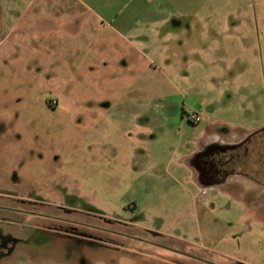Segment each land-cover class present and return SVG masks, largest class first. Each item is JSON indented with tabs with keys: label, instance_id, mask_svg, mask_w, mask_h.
Masks as SVG:
<instances>
[{
	"label": "rangeland",
	"instance_id": "374dc122",
	"mask_svg": "<svg viewBox=\"0 0 264 264\" xmlns=\"http://www.w3.org/2000/svg\"><path fill=\"white\" fill-rule=\"evenodd\" d=\"M262 128L264 0H0V264H264Z\"/></svg>",
	"mask_w": 264,
	"mask_h": 264
},
{
	"label": "trees",
	"instance_id": "16d2710c",
	"mask_svg": "<svg viewBox=\"0 0 264 264\" xmlns=\"http://www.w3.org/2000/svg\"><path fill=\"white\" fill-rule=\"evenodd\" d=\"M229 154L225 161L221 160L228 176L240 175L264 185V128L254 131Z\"/></svg>",
	"mask_w": 264,
	"mask_h": 264
},
{
	"label": "flooded vegetation",
	"instance_id": "af4514ba",
	"mask_svg": "<svg viewBox=\"0 0 264 264\" xmlns=\"http://www.w3.org/2000/svg\"><path fill=\"white\" fill-rule=\"evenodd\" d=\"M216 152H217V150H215V152H209V151L205 152L204 155H202V157L200 159L201 169L205 174L206 181L212 180V181L220 182V181H225V180H221L220 176L225 175L224 176L225 178L228 177L226 172H224V170H222V167H221V166H223L221 163L222 158L220 156L215 155ZM216 175L219 176V179L215 178ZM213 178H215V180ZM153 235L158 237V234H153ZM147 243L149 245L155 246L159 249L170 251L173 254H176L179 256H185L187 258L192 259L193 261H198V262L203 263V264H210V263L202 260L201 258H197L196 256H191V255H184V253H182V252L176 251L172 248H166L161 244H155V242H147Z\"/></svg>",
	"mask_w": 264,
	"mask_h": 264
},
{
	"label": "crops",
	"instance_id": "0c3cea01",
	"mask_svg": "<svg viewBox=\"0 0 264 264\" xmlns=\"http://www.w3.org/2000/svg\"><path fill=\"white\" fill-rule=\"evenodd\" d=\"M145 1H147V3L148 2H150V0H145ZM146 7V5H143V8L142 9H140L142 12H145V11H147V9L145 8ZM119 13H121V10H120V12ZM137 20H135V22H136ZM157 22H159V23H162V25H164L165 23H166V20H160V21H157ZM157 22H155L154 23V25H153V27L154 26H157L158 24H157ZM182 22L180 21V20H178V21H176V22H174L173 24H172V22L170 23V28L173 26L174 28L176 27V25H182L181 24ZM117 25H118V27H119V29L121 30V31H123V32H125V33H127V34H129V36L133 39V41H131V43H132V45L134 46V45H136V43L138 42V41H134V38L130 35L131 34V31L130 30H128L129 28H130V26H129V23L127 22V21H124V20H121L120 22H119V20L117 21ZM159 26V25H158ZM180 26H178L177 28H179ZM187 26H188V28H191V24L190 23H188L187 24ZM167 33V38H162V40L166 43V44H168V43H170L172 40H173V36H169L170 34V32L169 31H167L166 32ZM136 36V35H135ZM138 38V37H137ZM152 40H153V38H151ZM137 40V39H136ZM185 43L184 42H182V45H184ZM163 51H165V52H167V51H169V48L168 47H164L163 48ZM209 125L210 124H212V123H208ZM209 128V130H211V127H208ZM238 137H234L233 139H234V141H236V139H237ZM222 141V137H220L218 134H216V133H214V134H212V135H210V139H209V142H213L212 144H215V145H218V143L219 142H221ZM223 144H226V143H223ZM230 144H232V143H230ZM230 144H228L227 143V145H230ZM232 149H233V147L231 148V146H230V149H226L225 151H232ZM217 151H220V149H217Z\"/></svg>",
	"mask_w": 264,
	"mask_h": 264
},
{
	"label": "built area",
	"instance_id": "2783aa9c",
	"mask_svg": "<svg viewBox=\"0 0 264 264\" xmlns=\"http://www.w3.org/2000/svg\"><path fill=\"white\" fill-rule=\"evenodd\" d=\"M190 121H192L194 124H199L202 122L201 115H193L190 117Z\"/></svg>",
	"mask_w": 264,
	"mask_h": 264
}]
</instances>
